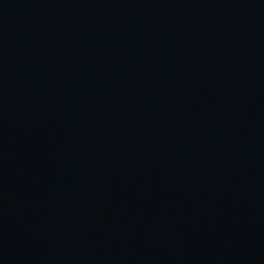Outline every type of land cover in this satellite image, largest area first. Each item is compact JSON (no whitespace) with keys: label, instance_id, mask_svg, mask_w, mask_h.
Returning a JSON list of instances; mask_svg holds the SVG:
<instances>
[{"label":"water","instance_id":"water-1","mask_svg":"<svg viewBox=\"0 0 264 264\" xmlns=\"http://www.w3.org/2000/svg\"><path fill=\"white\" fill-rule=\"evenodd\" d=\"M0 264H264V0H0Z\"/></svg>","mask_w":264,"mask_h":264}]
</instances>
